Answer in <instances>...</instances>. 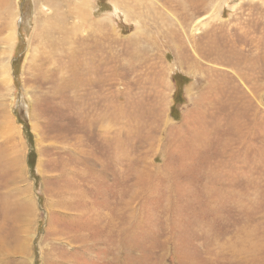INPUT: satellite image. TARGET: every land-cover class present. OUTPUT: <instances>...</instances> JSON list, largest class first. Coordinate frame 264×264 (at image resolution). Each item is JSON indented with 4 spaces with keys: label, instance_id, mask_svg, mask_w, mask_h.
<instances>
[{
    "label": "rangeland",
    "instance_id": "1",
    "mask_svg": "<svg viewBox=\"0 0 264 264\" xmlns=\"http://www.w3.org/2000/svg\"><path fill=\"white\" fill-rule=\"evenodd\" d=\"M0 264H264V0H0Z\"/></svg>",
    "mask_w": 264,
    "mask_h": 264
},
{
    "label": "bare ground",
    "instance_id": "2",
    "mask_svg": "<svg viewBox=\"0 0 264 264\" xmlns=\"http://www.w3.org/2000/svg\"><path fill=\"white\" fill-rule=\"evenodd\" d=\"M6 1V0H5ZM64 4V3H63ZM3 5V4H2ZM62 5V4H61ZM59 7V6H58ZM63 8V7H62ZM80 8V7H79ZM61 9V8H60ZM65 9V8H64ZM70 10V9H69ZM67 11V13H64V17L63 18H65V21H63V20H61L60 22H61V24L62 25H66V23L69 21V19L71 18V14H68L70 11ZM61 12H62V10H61ZM85 12V11H84ZM57 14H59V13H57ZM83 14V11L82 12H79V14H78V16H76V17H80L81 15ZM85 14V13H84ZM76 15V14H75ZM75 23V22H74ZM15 25V24H14ZM45 24H43V26H44ZM15 27V26H14ZM44 27H46V25L44 26ZM59 27V26H58ZM74 28L76 29V30H74L73 29V27H72V30H70V27H65V29H66V33H67V35L64 33V28L61 26V31L60 32H58V30H56V28L53 26V27H50L49 28V34L48 35H50L49 37H53L54 35H57V33L59 34V36H60V38H59V40H57V43H58V48H59V50L60 51H62V52H69L70 51V48L69 49H67V51H63V50H61L62 48H65L66 49V47H68V46H72V45H74V44H76L77 42H78V35H77V31H78V28L76 27V26H74ZM80 28V27H79ZM83 28V27H82ZM90 29V28H89ZM101 29H103V27H99V29L98 30H101ZM86 30V29H85ZM91 30H93L92 28H91ZM14 31H15V28H14ZM92 32V31H91ZM107 32V31H106ZM45 35H47V34H45ZM12 36H13V33H12ZM103 37V36H102ZM87 38H89V40H91V42H94V39H93V36H87ZM88 40V41H89ZM78 45L76 44V47H77ZM88 50H90L89 49V47L87 46L86 47ZM93 48H94V45H93ZM75 54V53H74ZM53 56H56V55H53ZM9 65V64H8ZM7 66V65H6ZM5 74L6 75H8V72H7V70H5ZM7 77H9V76H7ZM22 247V246H21Z\"/></svg>",
    "mask_w": 264,
    "mask_h": 264
},
{
    "label": "trees",
    "instance_id": "3",
    "mask_svg": "<svg viewBox=\"0 0 264 264\" xmlns=\"http://www.w3.org/2000/svg\"><path fill=\"white\" fill-rule=\"evenodd\" d=\"M31 165V164H30Z\"/></svg>",
    "mask_w": 264,
    "mask_h": 264
}]
</instances>
